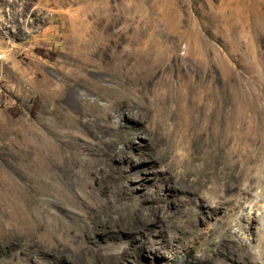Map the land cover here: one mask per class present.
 <instances>
[{
	"label": "rangeland",
	"instance_id": "obj_1",
	"mask_svg": "<svg viewBox=\"0 0 264 264\" xmlns=\"http://www.w3.org/2000/svg\"><path fill=\"white\" fill-rule=\"evenodd\" d=\"M162 31L185 39L179 59L168 64L175 87L189 75L182 58L190 63L198 50L205 67L207 42L212 44L215 108L196 100L203 107L198 109L189 95L177 102L176 123L187 144L176 152L172 140L150 122L142 127L124 121L130 137L117 144L118 157L110 165L133 201L162 205L165 219L157 229L181 226L190 210L202 219L196 232L184 233L158 258L138 247L144 243L141 230L101 235L94 244L119 245L129 257L125 264H196L195 259L216 257L226 247L235 253L249 249L264 264V0H0V48L8 55L0 74L5 102L0 112V226L30 222V212L42 199L39 149L47 142L54 149L61 146V122L73 115L61 102L70 80L81 78L88 89L109 94L97 77L111 86L133 73L127 72L133 64L141 69L143 60L132 51L147 45L154 49L160 36L153 35ZM206 113L213 116L207 127ZM193 121L204 127L193 131ZM182 159L187 169L180 167ZM225 197L230 209L241 202L232 220L242 216L246 230L236 223L226 231L218 226L224 209L213 212L212 206ZM17 255H5V264H69L41 252Z\"/></svg>",
	"mask_w": 264,
	"mask_h": 264
},
{
	"label": "bare ground",
	"instance_id": "obj_2",
	"mask_svg": "<svg viewBox=\"0 0 264 264\" xmlns=\"http://www.w3.org/2000/svg\"><path fill=\"white\" fill-rule=\"evenodd\" d=\"M153 36L156 38L160 36L159 40L156 39L157 47L152 49L147 45L142 50L132 51L134 56L143 60L141 69H134L133 64L127 72H134L123 74L115 83L111 82L113 84L111 86H106L101 77H97L101 84L110 90L109 94H99L94 89H88L81 78L70 80L61 102L65 103L73 115L61 122L63 130L59 133L62 139L61 146L54 149L47 142L39 149L41 171L38 172L37 186L42 199L40 202L37 200L39 205L34 206L30 212L32 216L30 222L21 226L14 224L0 226V264L6 263L7 254L29 255L32 252H41L57 262L66 260L69 264H125L129 257L119 245L96 246L95 237L119 231L135 233L141 230L144 243L138 247L143 254L146 251L154 258H158L160 250L173 249L184 233L191 229L193 233L196 232L202 216L194 210L188 212L181 226L172 222L173 225L171 224L168 230L157 229L160 219L162 217L165 219L162 205L140 199L133 201L132 194L112 174L113 169L110 165V162L118 157L117 144L130 137L131 130L124 125V121L132 126H142L146 121L150 122L155 131L166 135L163 138L172 140L171 146L176 152L187 144L185 131L176 123L181 108L180 102L179 104L177 102L182 98L187 101L191 97L194 105L196 100L197 104L201 100L200 105L204 102L206 107L212 110L215 108V92L211 80L214 55L212 44L207 42L205 67H202L198 50L190 63L186 62V58H182V64L189 71V75L185 82L181 80L179 86L175 87L168 64L172 58L179 59L178 48L185 39L171 36L168 32L163 34V31ZM192 36L194 40L200 37ZM187 50L191 51L188 44ZM7 64V52L0 48V74ZM3 87L0 78V112L5 107ZM186 95H189V98ZM195 107L203 108L197 105ZM199 117L196 116L195 119ZM202 119L207 124L205 127L209 126L213 119L212 113H208ZM47 126L51 128L50 125ZM193 126V131L198 132L204 127L195 121ZM144 130L140 129L138 132L142 134ZM130 142L129 139L126 145ZM188 150L185 152L188 153ZM123 152L124 149L119 151ZM225 165V170L229 169V160L225 161ZM180 167L187 169L186 160L180 161ZM226 177L224 183L228 184ZM240 179H245L243 172ZM213 204V212H222L224 209L223 222L218 225L222 226L223 231L228 230L234 223L239 230L247 229L242 216L232 220L241 202L234 205V209L229 208L230 202L227 197L217 198ZM150 238L153 240L149 243ZM262 241L263 239L260 245ZM194 261L196 264H259L249 249L242 248L235 253L227 247L216 257Z\"/></svg>",
	"mask_w": 264,
	"mask_h": 264
}]
</instances>
